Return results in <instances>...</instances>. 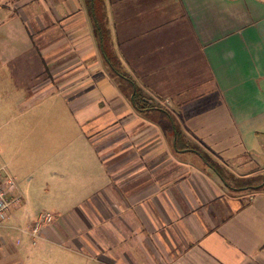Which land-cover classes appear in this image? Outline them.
<instances>
[{
    "label": "crops",
    "instance_id": "crops-1",
    "mask_svg": "<svg viewBox=\"0 0 264 264\" xmlns=\"http://www.w3.org/2000/svg\"><path fill=\"white\" fill-rule=\"evenodd\" d=\"M95 24L159 108L141 113L121 93ZM4 66L68 99L116 185L34 245V217L11 210L0 264L31 259L13 229L33 257L61 248L84 264H264V192L231 188L215 168L264 175V0H0Z\"/></svg>",
    "mask_w": 264,
    "mask_h": 264
},
{
    "label": "rangeland",
    "instance_id": "rangeland-1",
    "mask_svg": "<svg viewBox=\"0 0 264 264\" xmlns=\"http://www.w3.org/2000/svg\"><path fill=\"white\" fill-rule=\"evenodd\" d=\"M5 67L0 69V168L15 178L24 198L11 213L35 220L51 214L64 221L115 188L111 163L99 153L95 134L78 124L64 95L36 90L35 80ZM9 232L22 238L20 259L31 257L27 264H84L61 248L26 255L32 250L28 236L16 229Z\"/></svg>",
    "mask_w": 264,
    "mask_h": 264
},
{
    "label": "trees",
    "instance_id": "trees-1",
    "mask_svg": "<svg viewBox=\"0 0 264 264\" xmlns=\"http://www.w3.org/2000/svg\"><path fill=\"white\" fill-rule=\"evenodd\" d=\"M95 27L97 30V34H99L100 38L103 39V52L105 55V59L109 65L111 76L114 82L117 84L121 93L127 99L131 100L134 108L141 113L148 111L149 109L159 108V106H157L155 103H151L145 98L140 88L136 86V84L130 77L119 71V63L116 59V56L111 50L108 51V48L105 46L104 32L101 31L98 24H95ZM165 116L168 120H171L169 114L166 113ZM215 168L221 178L227 183L229 187L232 186L236 190L248 189V191L251 192H264V175L236 178L232 175L226 176L222 171H220L218 167L215 166Z\"/></svg>",
    "mask_w": 264,
    "mask_h": 264
},
{
    "label": "built area",
    "instance_id": "built-area-1",
    "mask_svg": "<svg viewBox=\"0 0 264 264\" xmlns=\"http://www.w3.org/2000/svg\"><path fill=\"white\" fill-rule=\"evenodd\" d=\"M23 204V196L18 190L15 178L6 170L0 168V225L6 219L11 210L17 209ZM56 217L51 214H40L28 230L32 244H36L41 229L53 224Z\"/></svg>",
    "mask_w": 264,
    "mask_h": 264
}]
</instances>
